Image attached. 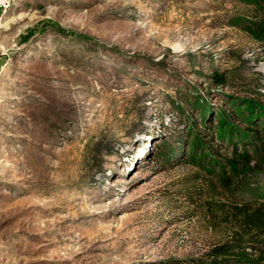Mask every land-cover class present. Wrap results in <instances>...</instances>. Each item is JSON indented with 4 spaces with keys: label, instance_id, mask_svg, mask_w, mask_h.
I'll return each mask as SVG.
<instances>
[{
    "label": "rangeland",
    "instance_id": "rangeland-1",
    "mask_svg": "<svg viewBox=\"0 0 264 264\" xmlns=\"http://www.w3.org/2000/svg\"><path fill=\"white\" fill-rule=\"evenodd\" d=\"M251 5L16 0L0 18V264L205 260L242 211L264 214V142L198 131H240L230 101L264 115ZM63 94L74 112H54Z\"/></svg>",
    "mask_w": 264,
    "mask_h": 264
},
{
    "label": "trees",
    "instance_id": "trees-1",
    "mask_svg": "<svg viewBox=\"0 0 264 264\" xmlns=\"http://www.w3.org/2000/svg\"><path fill=\"white\" fill-rule=\"evenodd\" d=\"M246 20L245 29L264 48V0H252L251 11L246 15ZM215 81L225 86L227 85L226 79L222 74L216 75ZM227 111V116L229 115L230 117L229 121L231 119L237 120L242 126L241 130L235 131L230 129L226 132L222 129L221 124L215 127L203 125V130H198L203 133L200 138L206 141L208 139L207 136L213 134L212 128H217L218 134L224 144L231 142L225 140V135L234 136L238 140V142H234L233 144L235 147L239 143L238 146L243 144L241 145L243 147L256 148L258 143L264 142V115L260 107L253 108L244 103H240L239 105L235 101H230ZM193 140H195V137ZM227 144L223 147L226 151ZM207 146L214 147L216 145L212 143ZM245 148L242 149V152L247 150ZM234 155L240 157L242 153L235 152ZM229 157L231 160L234 158L231 157V154ZM162 160L165 161L166 159ZM178 160L186 162L182 158ZM262 213V209L257 206L242 211L239 215V229L235 232L233 239L211 249L206 254L207 259L200 260V258H195V261L173 259L167 261L165 264H264V214Z\"/></svg>",
    "mask_w": 264,
    "mask_h": 264
},
{
    "label": "bare ground",
    "instance_id": "bare-ground-1",
    "mask_svg": "<svg viewBox=\"0 0 264 264\" xmlns=\"http://www.w3.org/2000/svg\"><path fill=\"white\" fill-rule=\"evenodd\" d=\"M69 101L70 98L68 94L60 95L58 98L54 99V112L56 113H59L60 111H63V113H71L70 111L74 112V109H71L72 103Z\"/></svg>",
    "mask_w": 264,
    "mask_h": 264
},
{
    "label": "built area",
    "instance_id": "built-area-1",
    "mask_svg": "<svg viewBox=\"0 0 264 264\" xmlns=\"http://www.w3.org/2000/svg\"><path fill=\"white\" fill-rule=\"evenodd\" d=\"M16 3V0H0V18Z\"/></svg>",
    "mask_w": 264,
    "mask_h": 264
}]
</instances>
